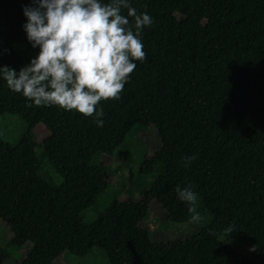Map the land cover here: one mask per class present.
<instances>
[{
    "label": "trees",
    "instance_id": "obj_1",
    "mask_svg": "<svg viewBox=\"0 0 264 264\" xmlns=\"http://www.w3.org/2000/svg\"><path fill=\"white\" fill-rule=\"evenodd\" d=\"M130 3L154 22L120 98L97 106L103 127L75 111L28 107L0 76V119L18 116L27 125L15 146L0 137V223L12 234L0 264L16 260L9 249L28 245L21 264L97 253L108 264H264V0ZM31 6L0 0V67L19 72L38 55L23 28ZM152 127L162 146L140 163V174L154 177L142 199L129 189L85 222L113 185L103 157L128 151L127 138ZM45 163L61 184L43 174ZM177 185H191L213 220L188 237L155 242L144 226L154 203L166 214L163 225L191 223ZM233 224L235 232L224 234Z\"/></svg>",
    "mask_w": 264,
    "mask_h": 264
},
{
    "label": "clouds",
    "instance_id": "obj_2",
    "mask_svg": "<svg viewBox=\"0 0 264 264\" xmlns=\"http://www.w3.org/2000/svg\"><path fill=\"white\" fill-rule=\"evenodd\" d=\"M23 11L28 41L40 51L19 72L0 67L7 87L27 98L28 107L75 111L94 117V123L103 127L104 113L97 106L101 101L118 100L137 67L135 61L143 62L141 37L153 18L130 0H33V6ZM195 159V154L186 157L185 167ZM175 191L188 206L190 222L201 223L192 186L177 185ZM223 231L231 235L234 224ZM209 235H216L215 230H209Z\"/></svg>",
    "mask_w": 264,
    "mask_h": 264
},
{
    "label": "rangeland",
    "instance_id": "obj_3",
    "mask_svg": "<svg viewBox=\"0 0 264 264\" xmlns=\"http://www.w3.org/2000/svg\"><path fill=\"white\" fill-rule=\"evenodd\" d=\"M27 132L26 123L18 116L6 115L0 119V137L7 143L15 146L24 137ZM40 141V137H37ZM128 151L120 150L117 152L113 159L103 157V161L108 163L111 168L112 187L106 192L99 200L95 207L89 210L84 215L85 222H94L99 215L105 211L108 206L115 200H125L129 197L128 190H135L137 199L141 200V191L147 190L152 184L154 177H144L140 174V163L144 154L154 156L155 153L161 148V140L157 130L152 127L145 133H135L127 138ZM38 155L42 153L40 146L36 149ZM43 174L46 177H51L57 184L63 182V178L58 175L55 170L49 165L44 164ZM197 210L203 217L199 224H171L163 225L162 220L165 217V212L162 208L154 203L152 205V214L144 224L151 234L155 242H169L188 237L199 228L208 226L213 216L204 211L200 203H197ZM12 239V234L5 224L0 223V248L8 245ZM31 250L28 245L24 252L16 250L15 248L9 249L10 253L16 259L7 262L6 264H21L22 258L27 255ZM57 264H108L106 259L101 253L91 255L87 258H78L74 256H64Z\"/></svg>",
    "mask_w": 264,
    "mask_h": 264
}]
</instances>
